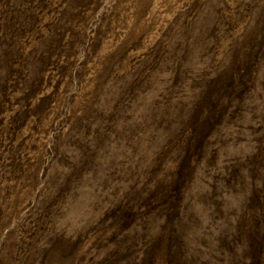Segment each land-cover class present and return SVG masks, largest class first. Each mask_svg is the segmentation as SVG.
Masks as SVG:
<instances>
[{
  "label": "rangeland",
  "instance_id": "1",
  "mask_svg": "<svg viewBox=\"0 0 264 264\" xmlns=\"http://www.w3.org/2000/svg\"><path fill=\"white\" fill-rule=\"evenodd\" d=\"M0 264H264V0H0Z\"/></svg>",
  "mask_w": 264,
  "mask_h": 264
}]
</instances>
